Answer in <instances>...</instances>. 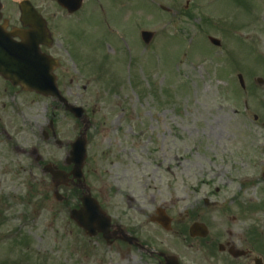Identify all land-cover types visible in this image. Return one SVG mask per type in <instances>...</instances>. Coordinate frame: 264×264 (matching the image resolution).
<instances>
[{"label":"rangeland","instance_id":"rangeland-1","mask_svg":"<svg viewBox=\"0 0 264 264\" xmlns=\"http://www.w3.org/2000/svg\"><path fill=\"white\" fill-rule=\"evenodd\" d=\"M134 1L147 9V14L144 10L142 14L138 13L143 16L146 28L159 33L158 41L163 37L159 50L156 40L147 47L153 50L148 49L149 52L144 54L138 32L131 28L130 37L125 39L127 48L133 52L132 73L124 71L121 90L113 94L114 97L104 87L108 94L90 108L110 116L126 114L129 121L124 123L127 126L123 129L129 132L130 141L150 140L158 147V141L171 143L172 138L168 135L173 131L177 132L179 139V154L170 175L163 176L160 171L155 173L150 168L160 155L157 152L152 159L141 160L145 162L146 170L132 165L126 173L129 177L125 180L129 181L126 192L137 198L134 206L151 210L149 202L157 197V204H160L161 195L166 200L176 201L174 198L187 194L199 202L208 197L205 194H214L216 189L219 192L215 193L217 195L212 197V201H217L220 207L224 203L231 213L237 210V204L245 207L258 204L264 200V85L256 83L257 78L264 79V0H178L179 15L172 23L171 16L161 12L158 17L162 21L156 22V16L152 21L153 6L146 0ZM208 36L220 39L221 48L213 47ZM239 41L250 45H244V48L236 46ZM92 44L90 32L84 40L85 63L94 64L92 49L96 44ZM248 48L255 49L254 56ZM228 51L235 62H226L230 56ZM106 54L113 63L119 56L111 52ZM237 58L240 64L236 62ZM124 62L126 67L127 55ZM120 65L118 62L114 66L117 69ZM247 69L251 72L246 74ZM117 72L121 70L117 69ZM239 73L244 75L247 92L240 89ZM90 76L86 71L85 80ZM97 87L92 86V92H96ZM39 114L42 115L41 112L36 113ZM255 114L259 116L257 122ZM106 129L109 131L106 137L91 132L94 136L90 147L92 161L98 160L102 149L108 145L107 138L112 137L117 128L110 124ZM67 136L71 139L73 132L68 131ZM102 140L106 144H101ZM186 148L193 150L188 152ZM175 149L177 147L167 150ZM166 161H172V155ZM184 167H189V171L181 173L180 168ZM100 170L97 169V175L112 184L109 166L104 165ZM97 175L89 178L93 185H97ZM53 213L51 208L43 212L40 219L32 216L21 228L23 237L31 239L41 255L47 252L51 264H96L98 253L110 259L112 264L115 259L102 241L92 242L77 237L85 245L91 242L93 251L85 253L72 242L70 233L73 231L65 230L66 212L62 220L54 218ZM26 215L20 217L29 218L33 214ZM253 217L258 219L257 225L261 223L263 229L264 213L256 212ZM254 223L250 218L244 220L245 227ZM8 230L7 227L0 229V233L4 232L3 238L8 235ZM11 238L0 243V264H7L6 258L15 257L13 245L20 239L19 233L12 232ZM66 253L73 259L63 263ZM76 253L79 260L75 259Z\"/></svg>","mask_w":264,"mask_h":264},{"label":"flooded vegetation","instance_id":"flooded-vegetation-1","mask_svg":"<svg viewBox=\"0 0 264 264\" xmlns=\"http://www.w3.org/2000/svg\"><path fill=\"white\" fill-rule=\"evenodd\" d=\"M29 1L44 17L51 33L48 42L40 49L55 59L54 73L60 91L73 104L83 105L84 77L75 65L81 52L82 10L69 14L55 1ZM86 1L83 6L88 4ZM90 3L95 21L104 20L110 26H120L129 19V0H91ZM0 29L7 32L3 34L30 30L21 21L19 3L2 0ZM13 39L20 42L18 38ZM69 59L74 67L70 66ZM42 100L41 96L22 90L13 80L0 74V219L3 221L4 215L12 216L17 207L26 212L29 207H45L50 201L54 185L51 175L45 172L47 165L65 172L71 169L67 165L70 146L66 127L60 121L62 113L67 112L57 99H46L53 102L58 111L55 115L57 121L53 120L57 129L55 125L54 130L49 129L50 121L47 129H41L37 136L34 135L31 109L34 103ZM61 188L67 200L74 198L79 208L83 191L74 182H67ZM190 207L185 210L164 209L169 217L167 228L158 223L155 212L147 215L139 210L131 216L118 217L113 207L111 215L116 219H113L112 231L118 232L122 228L142 242L139 246L126 245L124 249L118 244L117 248H112L113 251L122 252L129 264L138 255L139 264H255L256 260L264 263L259 238L229 228L224 211L199 210L194 204ZM217 213L220 215L214 216ZM197 223L203 226L195 229ZM170 235L171 242L157 241Z\"/></svg>","mask_w":264,"mask_h":264},{"label":"water","instance_id":"water-1","mask_svg":"<svg viewBox=\"0 0 264 264\" xmlns=\"http://www.w3.org/2000/svg\"><path fill=\"white\" fill-rule=\"evenodd\" d=\"M150 39H151V35H150V34H144V40H145L146 42H149ZM35 66H37V65H35ZM31 74H32L33 76H39V74H40V69H39V67L37 66L36 70H35L34 72H31Z\"/></svg>","mask_w":264,"mask_h":264}]
</instances>
